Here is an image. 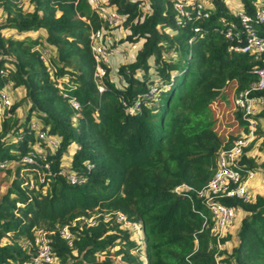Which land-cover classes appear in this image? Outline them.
Segmentation results:
<instances>
[{
	"label": "trees",
	"instance_id": "obj_1",
	"mask_svg": "<svg viewBox=\"0 0 264 264\" xmlns=\"http://www.w3.org/2000/svg\"><path fill=\"white\" fill-rule=\"evenodd\" d=\"M18 1L0 0V89L9 82V91L19 93L0 121V163H10L0 172L12 177L0 195V264H29L40 228L51 233L53 264H264V193L249 202L224 200L244 214L228 252L231 234L217 240L203 201L194 192L173 191L180 184L205 186L218 152L239 137L219 138L210 104L233 83L235 93L247 89L256 81L254 70L264 66V55L231 48L244 38L225 36L230 22L238 25L237 11L251 16L264 35L251 0H239L237 10L226 0H209L206 19H182L168 0H104L122 17L120 29L108 28L88 0ZM92 30L111 36V46L136 47L113 71L106 67L101 92ZM43 48L48 62L41 59ZM154 83L162 90L158 100L129 114L123 102ZM235 115L247 130L241 112ZM257 118L256 137L240 159L244 171L264 172V160L252 155L264 151V106ZM32 119L59 138L55 149L36 137ZM35 148L44 156L37 161L49 164V172L39 167L40 182L36 167L22 163ZM66 169L84 182L70 183ZM116 212L131 226L140 223L142 243ZM64 225L71 244L59 236Z\"/></svg>",
	"mask_w": 264,
	"mask_h": 264
},
{
	"label": "built area",
	"instance_id": "obj_2",
	"mask_svg": "<svg viewBox=\"0 0 264 264\" xmlns=\"http://www.w3.org/2000/svg\"><path fill=\"white\" fill-rule=\"evenodd\" d=\"M25 0H19L21 4ZM92 9H94L99 18L107 25L108 28L121 26L122 17L113 6L106 5L104 0H88ZM172 3L176 14L182 19H190L194 15L197 19H206L210 12L209 0H168ZM251 5L255 9V22L257 25L264 24V0H251ZM239 22L238 25L230 22L225 30V36L230 41H238L240 38L245 39L242 45H233L231 48L238 52H256L264 55V35L259 28L253 24L252 17L248 14L237 11ZM195 32L199 28L194 29ZM90 48L96 61L95 77L98 80V91H103L105 84L104 76L107 74L106 67L110 66V62L114 57H120L122 60L127 59L129 53L126 48L111 46L113 41L111 36L103 38L102 30H92L89 35ZM41 59L48 62L49 51L41 49ZM113 71V70H111ZM256 81L247 89L235 93L233 104L236 110L241 112L242 119L246 122L247 130L241 127L239 137L231 142L228 148H222L217 155V168L209 182L200 189H193L184 184L177 185L173 188L174 192L191 191L200 198L207 207L212 219V231L217 240L226 234L228 227L234 222L237 216V209L233 205H229L224 200L228 198H236L243 202H249L253 199V182L256 173L253 170H243L240 164L241 156L246 148L256 137V130L259 120L258 114L264 106V96L261 92L264 90V66L254 70ZM11 84L8 82L5 87L0 89V121L7 110L12 105V96L9 91ZM162 93L158 83L151 84L148 90L141 96L127 104L123 102L126 111L129 114L136 113L142 103H153L158 100ZM71 107L75 110L79 108V103L75 99L70 100ZM30 127L35 131L36 137L45 142L50 149H55L59 145V138L51 135L46 129H42V125L32 119ZM36 158L43 159L44 156L37 148L32 150L28 155L24 156L22 163L34 165L39 177V182L43 180L39 167L49 172V164H41ZM10 165L8 161L0 163V168H6ZM66 175L70 183H83L85 178L83 175L77 174L75 171L66 169ZM30 186H34L33 179H29ZM116 220L124 223L126 227L131 224L126 220L123 213L116 212ZM207 221V220H206ZM88 224H94L92 219L87 220ZM135 226V225H134ZM50 232L40 228L35 233L34 243L36 251L31 258L29 264H53L55 263V255L51 244ZM59 236L71 244L73 235L68 225H64L59 229ZM218 247L221 246L218 243Z\"/></svg>",
	"mask_w": 264,
	"mask_h": 264
},
{
	"label": "rangeland",
	"instance_id": "obj_3",
	"mask_svg": "<svg viewBox=\"0 0 264 264\" xmlns=\"http://www.w3.org/2000/svg\"><path fill=\"white\" fill-rule=\"evenodd\" d=\"M228 6L231 8V10H235L236 6L239 3V0H226ZM4 19V16L2 12L0 11V21ZM120 29L119 27H117ZM122 30L118 31L117 37L122 36ZM130 49V48H129ZM134 51L136 50V47L133 49ZM131 48V51L129 52V55H133V51ZM128 59V58H127ZM124 59L123 61L127 60ZM121 58L120 57H114L111 62V68L114 70L116 66L120 63ZM19 96V93L17 92V97ZM13 97V96H12ZM235 97V84H231L226 91V96L223 99L220 100H215L210 104V110H211V119L214 122L213 129L215 132H217L219 138L223 141L228 140L229 136H237L240 132L241 125L236 119L235 112L237 111L234 104L233 100ZM15 98V97H13ZM12 98V99H13ZM22 110L19 112L20 115H22ZM260 126L261 128L264 129V123L261 120L260 121ZM259 151V150H258ZM257 153V155H260V158L258 159V162L261 163V161L264 160V151ZM69 156H65L63 158V161L67 163L69 161ZM11 175L7 174L5 171L0 172V195L4 192L5 188L9 184L11 180ZM34 181V179H33ZM35 183V182H34ZM253 192L255 193H264V172L258 171L255 176V180L253 182ZM244 216L243 213L238 214L234 220V222L228 227L227 231L229 234H231V239L227 243L226 248L228 252H231L233 247L237 243L236 239V233L238 230L239 222L241 218ZM122 223V222H121ZM123 228H128L127 230L131 231V238L137 242V243H142V230H141V225L135 224V226H129L126 227L124 223H122ZM119 260L118 257H115L114 260Z\"/></svg>",
	"mask_w": 264,
	"mask_h": 264
},
{
	"label": "crops",
	"instance_id": "obj_4",
	"mask_svg": "<svg viewBox=\"0 0 264 264\" xmlns=\"http://www.w3.org/2000/svg\"><path fill=\"white\" fill-rule=\"evenodd\" d=\"M238 6V5H237ZM237 6H236V10H237ZM127 49V51H128V53L130 52V49L129 48H126ZM123 60L121 59V61L120 62H122ZM111 66V65H110ZM112 69V68H111ZM18 92V91H17ZM17 92H14V93H12V91L10 92L11 93V96L12 95H17ZM255 152H257V151H254V152H252V155L253 156H255L257 153H255Z\"/></svg>",
	"mask_w": 264,
	"mask_h": 264
}]
</instances>
